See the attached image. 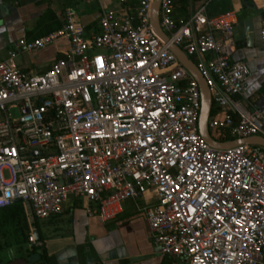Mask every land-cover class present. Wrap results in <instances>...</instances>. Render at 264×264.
Segmentation results:
<instances>
[{
  "label": "built area",
  "instance_id": "2783aa9c",
  "mask_svg": "<svg viewBox=\"0 0 264 264\" xmlns=\"http://www.w3.org/2000/svg\"><path fill=\"white\" fill-rule=\"evenodd\" d=\"M116 1L89 36L67 5L59 27L0 57V206L20 199L44 218L73 196L105 221L149 190L154 202L138 208L173 264H264V150L202 139L197 82L168 47L179 46L208 86L212 138L264 136V106L237 99L248 67L231 57L234 12L208 14L201 2L176 15L174 0H159L163 41L149 25L152 0L131 9ZM61 37L68 48L45 70L15 64L17 53Z\"/></svg>",
  "mask_w": 264,
  "mask_h": 264
},
{
  "label": "crops",
  "instance_id": "0c3cea01",
  "mask_svg": "<svg viewBox=\"0 0 264 264\" xmlns=\"http://www.w3.org/2000/svg\"><path fill=\"white\" fill-rule=\"evenodd\" d=\"M137 0H126L130 9ZM215 0H188V12L205 2L211 12H220ZM219 1V0H216ZM235 15L233 23L234 49L231 57L243 60L248 74L237 99L248 110L264 106V46L259 40V26L264 20V0H222ZM74 9L73 18L89 36L98 30L102 8L118 6L116 0H0V57L12 48L19 38L31 39L59 27L63 8ZM220 5L221 4L220 2ZM250 17L253 27L251 45L245 43L240 18ZM68 48L66 38H58L37 50L14 56L15 64L23 69L42 71ZM153 197L146 190L138 198H125L121 210L110 220L102 221L86 210L83 198L69 196L60 212L44 218L32 215L26 202L21 208L0 211V264H173L169 255L160 254L153 244L143 212L138 206L152 204ZM13 216V221L5 219ZM24 216L29 234L22 240L16 226ZM36 230V243L29 239ZM31 252H36L32 260Z\"/></svg>",
  "mask_w": 264,
  "mask_h": 264
},
{
  "label": "water",
  "instance_id": "95a60500",
  "mask_svg": "<svg viewBox=\"0 0 264 264\" xmlns=\"http://www.w3.org/2000/svg\"><path fill=\"white\" fill-rule=\"evenodd\" d=\"M158 4L159 0H152L150 11H149V25L153 32L163 41L167 40L166 33L161 29V27L158 24L157 20V10H158ZM237 24L239 26H243L244 30V38L245 43L247 45H251L253 41V27H252V21L250 17L240 18L237 20ZM169 49L172 51V53L175 55L177 60L187 69V71L194 77V79L197 82L199 93H200V106L198 110V117H197V131L199 135L202 137V139L208 143L212 147L216 148H225L231 145L239 144V143H251V144H257L264 148V136L260 134H252L245 137H237L232 138L228 140H215L212 138L207 130L206 126V118L210 110V93L208 86L203 78V76L200 74L198 69L196 68L194 62L189 58L184 51L177 46L176 44L170 43L168 45ZM35 151L33 150V153ZM34 238L37 237V233L35 229H32L31 231ZM37 255L36 252H31L28 255V259L32 260L33 256Z\"/></svg>",
  "mask_w": 264,
  "mask_h": 264
},
{
  "label": "trees",
  "instance_id": "16d2710c",
  "mask_svg": "<svg viewBox=\"0 0 264 264\" xmlns=\"http://www.w3.org/2000/svg\"><path fill=\"white\" fill-rule=\"evenodd\" d=\"M220 2L223 5H220ZM211 4L219 6V11L228 10V8H229V5L227 4V2L224 4V1H222V0H219V1L215 0ZM187 5H188V0H174V10H175L174 12H175V14L176 15H186V14H188ZM205 6H206V12L208 14L214 13V12H211V10L208 8L209 5L206 4ZM262 149L264 150L263 147H262ZM20 206H21V200L20 199H15L10 204L4 205V206H0V211L6 210V209L8 210V209L13 208V207L14 208L16 207V208L20 209L21 208ZM12 217L13 216H11V215H7V217L5 219H7V221L12 222L13 221ZM16 220H17L15 222L16 226L19 228V230H20V232L22 234L21 239L22 240H26L28 238V234H29L28 224L25 221L24 216H22L21 219H19V220H18V217H17ZM0 223H1V220H0Z\"/></svg>",
  "mask_w": 264,
  "mask_h": 264
}]
</instances>
